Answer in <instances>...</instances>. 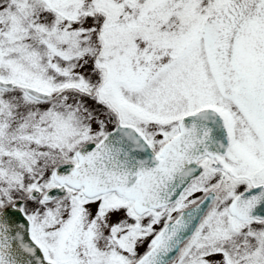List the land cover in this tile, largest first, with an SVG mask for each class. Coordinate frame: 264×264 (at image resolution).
Returning <instances> with one entry per match:
<instances>
[{"label":"snow or ice","instance_id":"obj_1","mask_svg":"<svg viewBox=\"0 0 264 264\" xmlns=\"http://www.w3.org/2000/svg\"><path fill=\"white\" fill-rule=\"evenodd\" d=\"M0 264H264V0H0Z\"/></svg>","mask_w":264,"mask_h":264}]
</instances>
